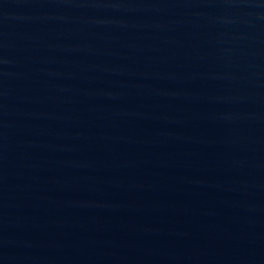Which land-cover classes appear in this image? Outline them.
<instances>
[{"label":"water","instance_id":"water-1","mask_svg":"<svg viewBox=\"0 0 264 264\" xmlns=\"http://www.w3.org/2000/svg\"><path fill=\"white\" fill-rule=\"evenodd\" d=\"M264 172V0H0V176Z\"/></svg>","mask_w":264,"mask_h":264}]
</instances>
